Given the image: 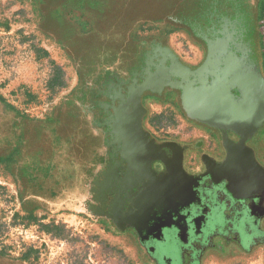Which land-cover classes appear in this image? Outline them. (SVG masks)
<instances>
[{
    "label": "flooded vegetation",
    "instance_id": "flooded-vegetation-1",
    "mask_svg": "<svg viewBox=\"0 0 264 264\" xmlns=\"http://www.w3.org/2000/svg\"><path fill=\"white\" fill-rule=\"evenodd\" d=\"M28 1L40 15V29L60 45L71 60L78 80L71 93L43 120L16 111L0 96V167L9 173L17 184L18 195L27 214L32 215L37 210L55 215L74 213L102 224L109 231L133 234L138 240L132 228L121 232L112 220L100 217L93 220L76 210L81 197L91 189L88 186L96 177L105 173L125 178L130 174L129 166L115 155V145L105 142V135L108 134L109 126L113 125V121L109 120L114 114L113 107L119 105L121 95L132 85L135 75L141 72L145 54L153 51L150 42L161 41L157 35L140 36L141 24L146 18L157 21L151 19L158 17L154 14L147 15L143 22L138 17L121 18L117 25L122 28L117 32L112 30L114 26L107 23L110 12L105 9L108 8V3L89 5L88 0ZM235 3H246V0H176L168 6L165 4L162 9L163 16L158 18L161 19L158 22L170 30L183 29L195 39L187 26L176 24L172 18H182L186 23L198 20L205 26L209 8L215 6L213 13L232 15L235 12ZM101 7L104 12H100ZM73 14L77 15L78 20L70 16ZM114 14L117 17H125L118 16L122 15L120 11H114ZM202 46L204 47L203 44ZM204 51L205 57L199 65L187 64L174 52L184 64L197 68L206 58L205 47ZM167 99H176L179 104L177 93L170 89L165 90L161 96L146 94L142 99L146 112L138 113L137 116L142 117L144 129L158 142H177L188 147L184 152V170L189 175L202 177L198 189L202 201L192 209L195 227L198 225L202 231L200 235L195 236L197 229L192 225L187 245L179 242L172 232V252L168 257L158 251L155 256L149 257L140 246L141 252L143 250L146 254L149 264H203L211 248L210 244L208 247L203 246L207 236L213 235L212 240L214 237H224L222 233L230 232L237 242L235 245H239L242 232L252 241L250 247H247L248 250L243 249L241 245L234 252H225L218 246L211 250L227 257L237 253L250 255L259 250L264 253V199L256 198L264 191L254 193L247 185L238 188L233 194L227 191L226 186L229 183L225 181L226 176L220 170L227 153L219 134L215 131L201 126L212 133L213 143L210 144L201 139L190 142L162 139L153 133L147 124L150 115L149 103ZM262 131L264 128L256 135L252 148L256 159L264 167ZM51 147L56 149L52 161L41 170L36 168L31 159L33 153H44ZM190 153L196 154L194 163L189 159ZM168 156L171 157L172 154ZM151 170L156 175L167 171L166 166L158 161L152 163ZM132 177H135V171H132ZM166 234L171 236L169 232ZM151 238L148 245L156 247L157 250L163 244H171L169 239L164 243ZM201 250L204 252V258L197 261L195 256ZM27 254L26 251L17 258L0 254V260L25 264L29 260Z\"/></svg>",
    "mask_w": 264,
    "mask_h": 264
},
{
    "label": "water",
    "instance_id": "water-1",
    "mask_svg": "<svg viewBox=\"0 0 264 264\" xmlns=\"http://www.w3.org/2000/svg\"><path fill=\"white\" fill-rule=\"evenodd\" d=\"M259 2L235 3L232 15L213 13L215 6L209 8L205 26L198 20L186 23L182 18H172L176 24L187 26L204 45L206 58L197 68L184 64L164 42H150L153 51L145 54L141 72L121 95L119 105L113 107L114 114L109 119L113 125L105 135V142L115 145V155L129 166L130 174L125 178L105 173L96 177L88 186L91 189L81 197L77 212L93 220H112L121 232L134 229L149 257L156 251L164 257L171 255L172 232L183 245L189 243L192 225L197 229L194 235H200L202 229L195 227L192 209L202 201L198 195L202 177L184 170L188 147L158 142L144 129L142 117L137 116L146 112L142 104L146 94L161 96L167 89L177 93L188 120L219 134L227 153L220 168L229 183L227 191L233 194L246 185L254 193L264 191V167L252 148L256 135L264 128ZM156 161L166 166L165 173L156 175L151 170ZM256 198L264 199V192ZM151 237L164 243L169 239L171 244L157 250L148 245ZM0 264L15 263L2 259Z\"/></svg>",
    "mask_w": 264,
    "mask_h": 264
},
{
    "label": "rangeland",
    "instance_id": "rangeland-1",
    "mask_svg": "<svg viewBox=\"0 0 264 264\" xmlns=\"http://www.w3.org/2000/svg\"><path fill=\"white\" fill-rule=\"evenodd\" d=\"M88 1L89 5L108 3L107 23L114 26L113 31L120 32L122 26L117 23L121 18L138 17L141 22L147 15L161 18L165 4L176 0ZM100 10L104 12V8ZM114 11L125 17H117ZM70 16L78 20L76 14ZM158 18H150L157 21L146 18L140 36H160L187 64L199 65L205 57L202 44L183 29L166 28ZM0 22V96L16 111L43 120L71 93L78 80L76 71L60 45L40 29V15L28 0H0ZM149 112L147 124L159 138L213 143L212 133L188 120L176 99L150 102ZM52 147L44 153H33L31 159L36 168L41 170L52 161L56 151ZM195 158L196 154L190 153V161L194 163ZM222 234L224 237H214V241L213 235L206 237L203 246L210 244L211 248L203 264H264L261 250L230 257L213 251L218 246L225 252H234L240 245L248 250L252 244L242 232L239 245H235L230 232ZM234 234L237 236L235 231ZM26 251L29 260L25 264H149L133 234L109 231L102 224L74 213L55 215L37 210L27 214L17 184L0 167V254L17 258ZM203 253L199 251L195 259H203Z\"/></svg>",
    "mask_w": 264,
    "mask_h": 264
},
{
    "label": "trees",
    "instance_id": "trees-1",
    "mask_svg": "<svg viewBox=\"0 0 264 264\" xmlns=\"http://www.w3.org/2000/svg\"><path fill=\"white\" fill-rule=\"evenodd\" d=\"M263 16H264V0H261L259 4V25H260V36H261V46L263 52V60H264V24H263ZM264 66V63H263Z\"/></svg>",
    "mask_w": 264,
    "mask_h": 264
},
{
    "label": "built area",
    "instance_id": "built-area-1",
    "mask_svg": "<svg viewBox=\"0 0 264 264\" xmlns=\"http://www.w3.org/2000/svg\"><path fill=\"white\" fill-rule=\"evenodd\" d=\"M10 252H12V251H10Z\"/></svg>",
    "mask_w": 264,
    "mask_h": 264
}]
</instances>
